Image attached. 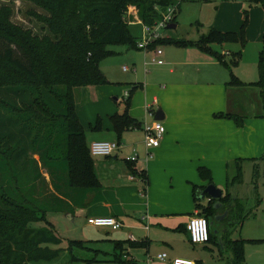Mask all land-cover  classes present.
<instances>
[{"label": "crops", "instance_id": "obj_1", "mask_svg": "<svg viewBox=\"0 0 264 264\" xmlns=\"http://www.w3.org/2000/svg\"><path fill=\"white\" fill-rule=\"evenodd\" d=\"M249 1L243 3L244 8L248 6L246 10L244 9L245 13H248L247 26L250 24L251 27L255 19L260 17V29L262 28L263 34L261 38L258 36L255 44L261 45L262 50L264 8L261 9L262 5L250 6ZM253 6L257 7L252 9ZM239 20L243 21L242 18ZM173 26L176 29L177 22ZM247 28L246 33L248 31L249 35L251 31L249 27ZM237 45L240 46L238 52L242 50L244 53L247 45L244 49L241 48V44ZM165 46H162L164 65L152 62L155 57L152 50L144 52L145 54L140 57V50L134 48L139 54L133 60V67H122L125 75L119 70L120 76H118L110 70L107 63L105 65L101 63L100 68L109 83L104 86L78 89L80 99L76 97V112L85 129L89 147L96 141H119L111 117L124 113L127 108L129 115L138 121L141 127L130 129L123 134L120 150L113 156L94 157L100 189L71 193L67 189L62 194L56 193L57 199L52 200L60 208L46 213L47 222L54 228L59 226L64 228L66 216L67 221L79 223L86 221L84 228L76 227L78 232L86 234L87 237H92L93 232L97 238H102L103 236L95 230H112L92 227L87 221L91 218L112 217L123 224L122 229L113 232H118L119 235H123L122 237H129L127 239L131 241L147 244L146 247L136 248L145 252L140 260L144 261L147 257L155 259L162 253L170 256V260L190 259L184 255L185 252L177 251L175 242H169L167 238L161 239L158 235L165 230L173 232L175 230L180 234L181 247L187 245L185 240L193 245L187 225L190 218L200 212L196 201L205 207L211 203L212 198L205 193L201 194V188L206 189L210 184H214L223 191V198L229 193L237 202L231 206L232 211L238 209V215L231 218L232 223L226 221L230 211L223 222L211 228L213 233L217 228L218 234L214 233L210 242L221 246L222 255L227 259V264H231L233 254L230 246L233 242L244 240L235 232L236 227L240 230L243 228L242 221L238 219L243 208L241 193L238 191L233 194L232 189L244 185L243 180L239 183L238 179L244 165L247 162H256L259 156L264 155V115L258 116L251 108L246 109L244 102L240 108V101L234 95V92H239L237 89H247L254 82L247 84L248 82L243 81L240 75L234 73L244 86H230V71L214 55L192 46L182 47L181 52L172 53L167 52ZM212 48L217 52L215 45H212ZM226 53L234 52L223 50L220 54L227 55ZM230 59L228 58L227 61ZM129 83L132 85L128 86ZM127 92L129 96L126 99L125 109L121 110L118 107L119 99L125 97L124 95L127 96ZM157 118L164 124L166 135L160 147L147 149L144 128L147 124L158 122ZM98 120H101V128L99 131H94L93 128L97 126ZM135 153L139 156L138 163L135 165L128 163L126 159ZM147 154L154 159L146 165ZM201 170H204L203 176ZM232 170H234L233 178L230 176ZM45 171L43 175L49 184L48 187L52 189L50 193L55 194L51 177ZM141 172L145 173L141 176ZM132 177L134 180L131 179ZM155 185L169 188L172 195L184 199L183 203L171 210L167 209L155 200L152 193L153 188H156ZM66 194H70L71 197L68 198ZM176 215L181 217L179 222L164 226L163 217ZM224 222L231 227L230 232L224 229ZM104 234L109 235V232ZM235 235L237 238L233 237ZM106 240L113 245L110 252L103 251L104 248H101L100 243H92V240L91 242L88 240V246L94 250L95 259H98L96 255L101 253L115 259L120 256L115 240L111 238ZM166 250L170 253L168 254ZM155 253L159 254L154 258L151 255ZM190 253L191 250H188L187 254ZM127 256L123 259L126 260ZM152 264H169V262L154 260ZM196 264L203 263L198 261Z\"/></svg>", "mask_w": 264, "mask_h": 264}, {"label": "trees", "instance_id": "obj_2", "mask_svg": "<svg viewBox=\"0 0 264 264\" xmlns=\"http://www.w3.org/2000/svg\"><path fill=\"white\" fill-rule=\"evenodd\" d=\"M24 1L32 2L48 12V16L39 17L46 32L38 34L14 24L11 9L0 1V158L6 160L14 154L19 161L26 159L35 163L36 170L38 166L44 167L51 177L52 187L53 184L55 186L54 192L58 194L67 189L70 193L98 190L101 184L96 175L94 157L76 112V91L109 83L100 65L117 54L112 47L138 49L137 43L141 38H135L132 34L131 25L134 22L127 16L129 6L135 4L140 11L138 15L142 24L153 26L162 18L163 12L177 5L175 24L181 5L186 0ZM249 3L250 6L262 5L264 8V0H250ZM247 14L240 34L212 28L197 41L173 42L170 38H164L157 40L152 48L168 44L196 47L214 55L230 71V86H244L233 72L240 63L242 50L227 61L212 45L241 44L244 49L247 43ZM259 56L261 78L256 85L263 89L264 47ZM111 121L119 144L126 131L141 127L129 115L128 108L124 113L111 117ZM100 128L101 120H98L93 130L99 131ZM30 154L39 156L40 160L31 159ZM200 172L203 176L204 170ZM238 179L241 183V172ZM44 182L48 186L46 180ZM7 189L0 185V264H30L58 258L60 251L50 246H59L62 240L45 218L48 211H57V208L30 207L23 196ZM201 189L203 194L205 189ZM66 196L71 197L70 194ZM53 197L57 199V196ZM218 202L230 208L231 213L226 221L231 224V218L238 215V209L232 211L231 206L237 202L229 193ZM214 204L212 200L205 207L196 201L199 215L209 223L218 213ZM238 219L242 221L241 216ZM41 220L45 221V227H31ZM213 237L210 228V241ZM126 243L132 248L146 247L147 244L131 240L116 242L120 259L118 257L115 261L133 264L129 259H123L127 256ZM88 244L85 241H70L69 251L73 253V261L99 264L97 259L85 260L74 254L76 248L94 252ZM245 244V240L232 243L231 264H246Z\"/></svg>", "mask_w": 264, "mask_h": 264}, {"label": "rangeland", "instance_id": "obj_3", "mask_svg": "<svg viewBox=\"0 0 264 264\" xmlns=\"http://www.w3.org/2000/svg\"><path fill=\"white\" fill-rule=\"evenodd\" d=\"M0 1L2 4L6 5V7L11 9L12 22L14 24L22 28L33 30L34 33L44 34L46 32L45 25L40 22L39 17L48 16L47 11L29 1ZM247 1L248 0H186L183 2L182 11L180 13L179 19L177 20L176 29L170 28L164 30L163 34L166 38L169 37L173 42L182 40L197 41L202 36L207 35L212 28L222 32L239 31L235 33L240 34L244 25L241 24L246 20V13L244 9L246 10L248 7L246 6V8H244L243 3H246ZM255 7L257 6H253L252 9ZM261 9H263V6ZM139 12L140 11L136 9L135 4H132L129 6L127 16L133 22L138 21L140 20L138 15ZM239 18H242L243 21L240 22ZM260 25L261 19L258 17L255 19V22L251 24V27L250 24L246 26L245 30L248 29L247 27H249L251 31L249 35L248 31L245 33V39L248 43H246L247 46L244 50V53L242 51V57L239 65L233 69V72L236 75H240L241 78H243V81L248 82L247 84H251L249 82H254V84L249 85L247 89H237L239 92H234V95H236L235 98L239 99L240 101V108L244 102V107L246 109L251 108V110H253L258 116L264 115V88L262 89L259 85H256V83L259 82L261 78L259 52L262 50L261 45L255 44L258 36L261 38L263 34V32H261L262 28L260 29ZM131 29L135 38H142L143 25L141 23H133L131 25ZM215 47H217L216 49L219 53H223V50H230V52L235 53L238 52L240 48V46L237 44H225L222 46L215 45ZM181 49L183 48L176 46L175 44H168L165 46V50L167 52L171 51L172 53L181 52ZM112 50H114L117 54L105 59L102 63L103 65L107 63L106 65H109L110 70L118 76H120L119 70L121 73H123V66L133 67V60L139 54V51L128 46H114L112 47ZM142 54L144 55L145 53L140 51V57L143 56ZM233 54L229 53L224 55L225 59L233 58L229 57V55L233 56ZM124 75H121V77H125ZM129 84L130 85L128 86L132 85V83ZM127 94H129V92H127ZM77 96L79 100V90L76 91V97ZM124 96L125 97L122 96V98L119 99V105L117 104L121 110L125 109L128 95ZM14 149L16 148L14 147ZM14 158L17 160L16 162ZM30 158L36 159L38 161L40 160V157L35 156L34 154H30ZM153 159V156L149 157L146 165ZM44 171V167L42 168L41 166H38V170H36L35 163L27 162L26 159H21V161H19L16 157H14V154L13 156L10 155L6 160H1L0 158V185L1 187L8 188V191H13L16 195L23 196L27 200V204L30 207L37 206L41 208H53L54 206L58 210L60 207L56 206V202L52 200L54 198L53 195L56 196V194L50 193L52 189L48 187L49 184L47 186L44 182L45 179L42 176ZM233 173L234 170H232L230 173L231 178H233ZM242 180L244 185L241 188L236 186L234 189H232L234 191L233 194L240 191V198L243 202V208L241 210L243 228L240 230V228L236 227L235 232L240 234L241 238L246 241V264H264V155L259 156L258 161L253 163L247 162L244 165L242 169ZM167 181L169 182V178H167ZM53 187H55L54 184ZM155 187L156 188H153L152 192L155 200L158 203L164 205L167 209L171 210L173 207L183 203L184 199L172 195L169 188L165 189L160 185H155ZM16 195L13 194V197L17 198ZM219 216H223V214ZM45 218L47 220L46 215ZM162 219H164V226H169L179 222L178 220L181 219V217L176 215L172 217H163ZM209 221L211 222V220ZM65 223L66 226L64 228L60 226L54 228L55 232L62 240V244L59 246H50L51 249L60 251L59 257L52 261L32 262L30 264H83V262L73 261L72 259L73 253L69 251V243L71 240H83L87 242L88 240H90V242L92 240V243H100L101 248H104L103 251L105 252H110V249H113V245L109 244L110 242L106 240L107 238H111L115 240V242H126L129 240L127 239L129 237H122L123 235H119L118 232H113L110 230L108 231L105 229L95 230L97 233H100L101 236H103L102 238H97L95 235H93V232L91 233L92 237H87L86 234H82L76 229V227H79V229L84 228L83 226L86 224V221L83 223H79L78 221H67L66 216ZM217 224L218 223H216L214 226ZM223 225L224 229H227L229 232L231 231V227L227 222H224ZM45 226L46 223L43 220L31 225L32 228L37 229ZM92 230L94 231V229ZM214 231H217V228H215ZM105 232H109V235H105ZM158 237L161 239L167 238L169 242H175L177 244V251L180 250L185 252L184 255H187V258L190 257V259L196 262L201 261L203 264H227V259L224 255H222L221 246L216 245L213 242H210L209 244L207 243V246H193L187 240H185L187 245H182L181 247V244H179L180 234L175 230L174 232L171 230L160 232ZM233 237L237 238L236 235ZM125 249V253L128 255L127 259H129L133 264H147L148 257L144 261L140 260L145 254L144 251L132 248L129 245L125 247ZM188 250H191L190 254H187ZM166 252L168 254L170 253L169 250H166ZM74 254L77 257L85 260L95 259L94 252L80 248L74 249ZM158 254L159 253H155L151 256L155 258ZM96 257L98 258L97 260L99 261V264H121L120 262L115 261V258L107 256L103 253L96 255Z\"/></svg>", "mask_w": 264, "mask_h": 264}, {"label": "built area", "instance_id": "obj_4", "mask_svg": "<svg viewBox=\"0 0 264 264\" xmlns=\"http://www.w3.org/2000/svg\"><path fill=\"white\" fill-rule=\"evenodd\" d=\"M177 9V5L169 7L167 11L162 13V18L154 23L153 26L142 24L143 35L137 43V48L144 52L152 50L155 54L152 62L157 65L165 64V61L162 59L164 50L162 46L154 48H152V46L157 42V40L166 38L163 31L174 25L173 23L177 14ZM125 71H127V68H125ZM127 95L129 96V94ZM144 131L146 148L156 149L160 147L161 142L166 135V128L164 124L159 121L147 124L145 125ZM119 150L120 144L118 142L96 141L90 146V151L93 157H111ZM147 156L148 158L152 157L150 154H147ZM126 161L135 165L139 161V156L135 153L132 157H128ZM140 174L142 176L144 173L141 172ZM131 179L134 180L133 177ZM144 180L146 181V179ZM87 223L95 228H108L112 231H118L123 228V224L112 217L91 218L88 219ZM187 231L193 245H205L210 242L209 222L205 217H202L199 214L190 218L187 225ZM154 260L163 263L169 262V264H196V262L190 259L176 258L170 260L166 253L159 254L155 259L149 258L147 264H152Z\"/></svg>", "mask_w": 264, "mask_h": 264}, {"label": "water", "instance_id": "obj_5", "mask_svg": "<svg viewBox=\"0 0 264 264\" xmlns=\"http://www.w3.org/2000/svg\"><path fill=\"white\" fill-rule=\"evenodd\" d=\"M170 28L173 29L174 26L172 25V26L169 27V29ZM157 120L159 121L160 119L157 118ZM204 193L207 194V195H209L212 198V200H214V201H219L224 196L223 191L222 190H219L214 184H210L209 186H207L206 189H205V191H204ZM215 208L217 210L220 209V203L219 202L216 203ZM225 216L226 215H223L221 217L216 216L213 219V221L209 223L210 228H213L216 223H221L224 220ZM214 233L215 234H218V231H215Z\"/></svg>", "mask_w": 264, "mask_h": 264}, {"label": "flooded vegetation", "instance_id": "obj_6", "mask_svg": "<svg viewBox=\"0 0 264 264\" xmlns=\"http://www.w3.org/2000/svg\"><path fill=\"white\" fill-rule=\"evenodd\" d=\"M211 201H212V200H211ZM217 202H218V201H215V204H214V205H216ZM219 203H220V202H219ZM228 207H229V206H228ZM229 212H230V208H226V207L224 206V204H221V203H220V209L218 210V213H223V215H226L225 218H224V220L227 218ZM218 213H217V214H218ZM217 214H216V216L221 217V216H219V215H217ZM216 216H215V217H216ZM215 217H214V218H215ZM224 220H223V221H224ZM223 221H222V222H223Z\"/></svg>", "mask_w": 264, "mask_h": 264}]
</instances>
